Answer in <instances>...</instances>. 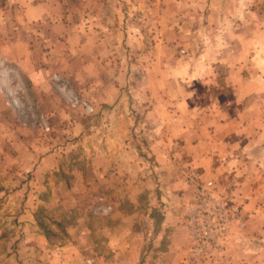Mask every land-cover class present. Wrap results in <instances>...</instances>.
<instances>
[{"label":"crops","instance_id":"0c3cea01","mask_svg":"<svg viewBox=\"0 0 264 264\" xmlns=\"http://www.w3.org/2000/svg\"><path fill=\"white\" fill-rule=\"evenodd\" d=\"M230 1L88 0L84 4H92L93 9L88 10L86 4L80 11L82 22L77 29L67 22L69 6L65 7L58 0H21L19 5L14 1L5 17L0 16L11 27L9 31L14 38L4 35L0 49L21 43V49L30 47L37 52L31 69L24 70L29 74L32 92L45 103L52 92L47 72V65L51 64L46 59L49 56L42 59L40 52L53 43L61 45L62 54L68 48H77L79 64L87 73H95L93 79L87 76L90 79L81 80L84 86L89 85L83 88L85 94L91 95L97 103H104L99 123L101 128L110 125L109 129H103L107 134L103 132L98 139L101 144L104 140L111 144L109 151L101 149L95 154L100 163L96 167L98 176L116 180L122 176V168L117 164L125 161V168L130 172L131 167L142 162L145 173H150L145 177L151 175L160 183L157 191L167 200L163 207L160 205L162 218L150 224L155 226L150 235L141 238L127 235L119 244L113 228L104 227L103 236L93 230L88 235H95V244L93 248L86 247L91 256H85L74 242L77 229L82 233L91 230L83 223L68 225L67 232L73 239L63 248L61 259L53 252V264H188L183 263L190 236L182 225V204L190 197L191 189L183 180L178 164L176 171L170 161L169 147L173 144L177 145L178 162L193 165L202 176L214 179L222 192L236 195L230 201L245 204H241L240 219L247 217V224L253 221V216L245 212L261 193L257 183L261 181L262 169L255 164V157L243 149V144L251 141L250 136L246 139L243 135L245 129L254 131L257 127L255 118L248 121L245 118L256 112V104L253 109L243 105L246 98L256 101V97L259 99L264 93L255 76L215 73L214 66H236L241 62L243 58L227 59L230 48L239 53L244 51V56L248 57L252 46L250 38L255 39L261 28L257 21L243 23L236 30L238 35L248 34V39L242 42L209 44L201 40V34L206 32L227 34L221 20L223 25L219 27L213 23L204 26L205 18H229L224 8ZM261 10L255 13L260 14ZM238 15L245 13L238 11ZM40 22H43L42 29L33 27ZM74 39L77 42H73ZM67 42L72 44L71 48L66 46ZM253 48L258 49L256 42ZM16 64L29 66L23 62ZM136 66L142 71L132 77L130 71ZM133 99H137L135 104ZM138 99L144 103L139 104ZM7 109L0 108V113ZM257 111L261 112V104ZM5 119L0 123V264H19L22 258H33L39 247L48 246L36 220L37 204L33 198L39 193L37 182L42 177L39 172L45 170L47 176L48 170H54L59 153L52 140L39 139L37 128L32 124L19 125ZM140 128L146 131L142 134L143 142L141 133L137 136L132 133L133 129ZM34 168L36 170L31 172ZM23 172H31L33 176L23 177ZM125 174L127 181H133L129 173ZM112 187H116L114 183ZM170 199H177V212ZM235 226L227 241L224 264H241L243 257L252 252L248 250V243L254 242L256 237L245 231L236 233ZM101 241L107 243L106 253L96 249Z\"/></svg>","mask_w":264,"mask_h":264},{"label":"rangeland","instance_id":"374dc122","mask_svg":"<svg viewBox=\"0 0 264 264\" xmlns=\"http://www.w3.org/2000/svg\"><path fill=\"white\" fill-rule=\"evenodd\" d=\"M14 1H18L19 5L21 0H0V16L2 18L5 17L8 9H12ZM58 1L63 3L65 7L69 6L66 10L67 22L72 24L75 29L82 22L80 11L85 8L86 4L88 10L93 9L92 4L88 5V2L84 4L88 0H85L84 3H81L83 0ZM224 9H227L225 14L229 18H205L204 27L212 23V25L219 27L223 25L219 22L221 20L224 23V32H227V34L223 32L202 33L203 39L201 40L205 43L223 41L235 43V41L242 42L244 38L248 39V34L238 35L236 33V30L243 23L257 21L261 31L256 34L255 39L250 38L252 46L251 49H248V57L244 56V51L239 53L236 49L230 48L227 59H243L240 63L237 62L236 66H214L215 73L242 74L246 78H254L255 76L264 93V0H232ZM258 10H261L260 14L255 13ZM238 11L239 13H245V15L239 16ZM4 20L0 19L2 21L0 23V40L3 39L4 35L14 39L10 32L11 27ZM54 21H51V23L53 24ZM42 26L43 22L33 24V27L37 29H42ZM250 28L252 30V27ZM41 29L39 30L41 31ZM48 36L51 37L52 35ZM41 38L44 37L41 36ZM259 38L261 39L260 42ZM18 41H21V39H18ZM73 42H77V40L74 39ZM255 42L258 49L254 51L253 45ZM64 44L66 45V43ZM259 44H261V47H259ZM16 45V47H13V44H10L9 48L0 49V108H8L5 112L0 113V123L3 122V118H6L5 120L15 121L19 125L32 124L37 128L36 133L39 139L42 141L52 140L59 153V161L54 170H48L47 176L44 175L45 170L39 172L42 174L37 182L39 193L35 194L36 197L33 198L37 204L36 220L46 236L48 246L46 249L39 247L35 256H32L33 258H22L19 264H53V252L58 259H61L63 248L68 245L69 240L73 239L66 229L70 224L83 223L85 228L91 230L84 233H82V230L77 229L76 231L75 245L78 249H81L85 256L92 255L87 252L86 247L93 248L95 235L89 236L88 234L93 233L95 230H98L97 235L103 236L104 227L113 228V234L119 238V244L125 241L127 235H135V237L141 238L143 235L154 233L155 226L150 224L162 218L160 205L163 207L167 200L162 199L163 195H160L157 191V189H160L157 188V184L159 187L160 183L156 182L151 175L148 177L149 179L145 177L146 168H142V162H139L134 168L131 167L130 172L125 168V161L122 165L121 163L117 164L119 168H122V176L116 178V180L111 179L110 176L106 177L107 175H105L106 178L98 176L99 172L96 167L100 163L95 154L101 149L109 151V147H111L109 142L104 140L101 144L98 139L101 138L103 132L107 134L108 131L103 129H109L110 125H103L101 128L99 123L102 116L99 112L104 108V103H97L91 95L85 94L83 88L89 85L85 84L86 86H84L81 80L90 79L87 76H91L93 79L95 73H87L85 68L79 64L77 48L71 50L68 48L62 54L61 45L53 43L48 49L44 48L40 52L42 59H45L46 55L51 57V59L49 57L46 59L51 64L47 65V72L52 92L50 99L45 103L44 99L36 97L32 92L31 80L26 72L31 69V63L35 62L38 54L33 51L34 48L24 47L25 49H21L19 46L21 43H16ZM66 46L71 48L72 44L67 42ZM50 50L52 51L50 52ZM181 51L184 52V50ZM133 56L136 57L135 54H132ZM12 59L17 62L9 61ZM18 62H23L29 66H20L16 64ZM205 70L208 71V69ZM141 71V67L136 66L130 73L133 77L140 74ZM84 100L93 105L94 111L90 112L82 105ZM135 100L137 101V99L132 100L133 104H135ZM138 102L139 104L144 103L141 99H138ZM255 104L256 112H251L245 118L246 121L255 118L257 127L254 131H251V128L245 129L243 135L246 136V139L250 136L251 141H246L243 144V149L255 157V164L262 169L261 181L257 183L259 185L257 190H260L261 193L258 199L255 198L251 207L247 209V213L245 212V215L251 214L253 216V221L250 224H247V217L240 219L242 205L245 204L242 201L234 203L241 208L240 217L233 223V225H236V233L245 231L248 235L256 237L254 242L248 243V250L252 252L243 257L241 264H264V95L259 99L256 97V101L253 98H246L243 106L253 109ZM258 104H261V112L257 111ZM246 121L245 126L248 127ZM84 124H88V127ZM140 131L141 128L133 129L132 133L135 136H137V133H141V141L143 142L142 134L146 131ZM141 148L145 151L144 147ZM169 157L176 171L177 164L182 173L186 167H191L204 179L212 180L217 191L226 196L229 201L231 197H236V195L222 192L214 179L202 176L193 165L178 162L176 144L169 147ZM104 164L109 167L108 162ZM152 164L150 160V165ZM35 170L34 168L31 172ZM31 172H23L22 176L31 178L33 176ZM125 173H129L133 181H127L125 176L127 174ZM148 174L150 173L147 172L146 175ZM35 178L33 177V180ZM130 178L128 179L130 180ZM113 183L116 187H112ZM129 185L131 188L127 187ZM157 199H161V201L157 202ZM169 202L174 205L173 210L177 212V199L176 201L170 199ZM245 210L246 208H244ZM81 235L83 236L80 237ZM229 235L231 234L229 233ZM228 238L231 237L228 236ZM101 242H96L99 243L96 249L100 253H106L108 251L107 243ZM226 259L225 253L218 264H224ZM17 260L19 261V259ZM83 260L82 262H85V259Z\"/></svg>","mask_w":264,"mask_h":264},{"label":"built area","instance_id":"2783aa9c","mask_svg":"<svg viewBox=\"0 0 264 264\" xmlns=\"http://www.w3.org/2000/svg\"><path fill=\"white\" fill-rule=\"evenodd\" d=\"M82 105L88 111L94 107L87 101ZM191 189V195L182 204V225L190 236L188 254L183 263L201 264L210 261L218 264L226 253L231 227L241 215V208L219 193L212 180L186 167L182 173Z\"/></svg>","mask_w":264,"mask_h":264}]
</instances>
